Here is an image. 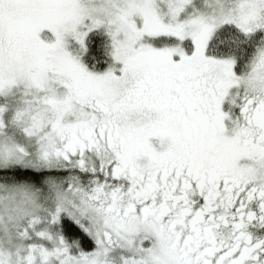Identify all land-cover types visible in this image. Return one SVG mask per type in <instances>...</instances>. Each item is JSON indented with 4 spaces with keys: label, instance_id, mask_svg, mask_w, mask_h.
<instances>
[{
    "label": "snow or ice",
    "instance_id": "1",
    "mask_svg": "<svg viewBox=\"0 0 264 264\" xmlns=\"http://www.w3.org/2000/svg\"><path fill=\"white\" fill-rule=\"evenodd\" d=\"M0 264H264V0H0Z\"/></svg>",
    "mask_w": 264,
    "mask_h": 264
}]
</instances>
